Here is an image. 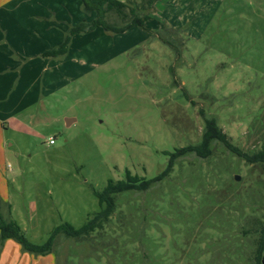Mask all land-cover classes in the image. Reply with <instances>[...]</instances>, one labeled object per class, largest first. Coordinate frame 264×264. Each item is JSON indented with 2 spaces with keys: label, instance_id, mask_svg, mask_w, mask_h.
<instances>
[{
  "label": "rangeland",
  "instance_id": "rangeland-1",
  "mask_svg": "<svg viewBox=\"0 0 264 264\" xmlns=\"http://www.w3.org/2000/svg\"><path fill=\"white\" fill-rule=\"evenodd\" d=\"M151 17L45 57L94 13L81 0H0V201L30 242L81 227L100 210L92 189L126 170L155 177L201 141L205 119L246 154L264 144V0H158ZM209 149L117 194L88 240L59 236L35 256L8 239L0 264H252L264 170L217 140Z\"/></svg>",
  "mask_w": 264,
  "mask_h": 264
},
{
  "label": "trees",
  "instance_id": "trees-1",
  "mask_svg": "<svg viewBox=\"0 0 264 264\" xmlns=\"http://www.w3.org/2000/svg\"><path fill=\"white\" fill-rule=\"evenodd\" d=\"M158 0H81L82 9L86 14L94 13V18L87 22L82 21L71 28L69 34L54 49L45 51V57H59L67 52L70 37L75 34L94 30L101 27L105 32L118 34L127 31L130 28L145 29V25L152 19L151 14ZM165 43L169 41L161 38ZM217 140L227 149L243 158L248 164H259L264 170V144L261 149L254 154H246L238 148L232 146L227 136L222 133L217 126L215 119H205V126L202 133V139L198 144L188 145L175 149L170 153L165 168L155 177L147 179L132 175L128 170L124 173V178L113 181L108 180L102 191L92 189L97 199L100 210L89 216L85 223L74 228L67 222H62L55 226L49 233L47 239L41 244L30 242L19 225L9 216V206L5 203L7 216L3 213V204L0 201V242L11 239L17 242L23 251L35 256H44L53 252L56 239L59 236L71 238L76 241L88 240L90 235L96 230L102 229L103 225L110 218L115 210V196L125 191H144L153 183L162 180L167 176L173 167L174 159L178 156L195 153L200 157H207L210 153V143ZM264 225L261 230V238L254 256L252 264H262L264 262Z\"/></svg>",
  "mask_w": 264,
  "mask_h": 264
},
{
  "label": "built area",
  "instance_id": "built-area-1",
  "mask_svg": "<svg viewBox=\"0 0 264 264\" xmlns=\"http://www.w3.org/2000/svg\"><path fill=\"white\" fill-rule=\"evenodd\" d=\"M53 139H49V144H53Z\"/></svg>",
  "mask_w": 264,
  "mask_h": 264
},
{
  "label": "crops",
  "instance_id": "crops-1",
  "mask_svg": "<svg viewBox=\"0 0 264 264\" xmlns=\"http://www.w3.org/2000/svg\"><path fill=\"white\" fill-rule=\"evenodd\" d=\"M0 127H2V122L0 121ZM54 144V143H53ZM5 244H6V242H5Z\"/></svg>",
  "mask_w": 264,
  "mask_h": 264
}]
</instances>
